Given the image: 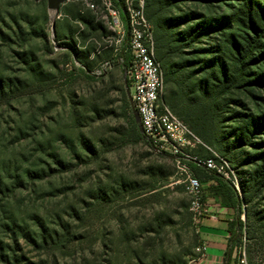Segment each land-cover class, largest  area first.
<instances>
[{
  "label": "rangeland",
  "instance_id": "obj_1",
  "mask_svg": "<svg viewBox=\"0 0 264 264\" xmlns=\"http://www.w3.org/2000/svg\"><path fill=\"white\" fill-rule=\"evenodd\" d=\"M213 4L220 14L229 10ZM118 19L113 25L102 0H0V264H180L195 252L198 229L174 158L142 141H122L123 65L95 72L123 51L127 29ZM213 42L203 38L183 57L196 60L191 49ZM154 49L156 56L155 36ZM254 70L258 75L264 65ZM256 75L238 93L247 113L264 114V83L256 84ZM166 97L163 76L162 100L171 109ZM210 146L238 171L252 168ZM240 151L245 159L243 152L255 149ZM258 201L264 203V187ZM257 225L241 230L239 259L247 264H264Z\"/></svg>",
  "mask_w": 264,
  "mask_h": 264
},
{
  "label": "trees",
  "instance_id": "obj_2",
  "mask_svg": "<svg viewBox=\"0 0 264 264\" xmlns=\"http://www.w3.org/2000/svg\"><path fill=\"white\" fill-rule=\"evenodd\" d=\"M109 1L118 10L127 29L123 0ZM213 1L144 0L147 18L153 24L156 59L163 70L169 106L205 143L239 163L252 165L247 171H238L234 167L242 178L238 192L220 175L187 161L192 173L200 180L203 201L214 198L234 210L229 224L228 251L235 250L239 263L240 236L245 226L251 231V223L256 222V228H260L259 233L264 239V203L252 202L264 187V139L255 140L264 130V114L247 113L248 103L238 93L247 91L246 86L253 80L248 76L256 75L254 66L264 65V0H238L236 5L216 0L227 5L229 10H225L226 14H220L219 8L213 9ZM179 2L191 6L186 10L177 5ZM195 4L206 11L200 12ZM175 9L178 12H174ZM166 12H174V15L165 16ZM203 38L215 39V42L208 47L191 49L199 56L196 60L185 59V48L203 43ZM126 47L125 38L120 53L126 59L122 64L124 68L128 58ZM108 61L113 63L112 67L117 66L115 59ZM83 70L86 68H81ZM256 76V84L264 83L262 70ZM4 87L1 85V92ZM122 108L128 119V131L122 141L128 138L153 146L152 141L140 131L125 92ZM244 145L255 149L254 153L244 151L245 159L240 157V148ZM192 153L207 155L202 149L192 150ZM242 207L245 222L241 219Z\"/></svg>",
  "mask_w": 264,
  "mask_h": 264
},
{
  "label": "built area",
  "instance_id": "obj_3",
  "mask_svg": "<svg viewBox=\"0 0 264 264\" xmlns=\"http://www.w3.org/2000/svg\"><path fill=\"white\" fill-rule=\"evenodd\" d=\"M108 10L113 25H119V12L109 0H102ZM127 19V66L124 68L131 98L138 112L143 134L152 141L157 149L167 150L177 163L183 177L184 190L188 196V211L193 225L198 229L206 211L202 198L200 180L192 173L187 161H192L220 175L240 191L241 176L227 158L205 143L183 120L179 118L162 100V69L155 56L153 28L144 12V0H123ZM93 8V3H87ZM126 61L118 54L115 64ZM111 61H104L95 72L101 74L111 68ZM194 148L202 149L205 154L192 153ZM206 245L195 247V252L204 255ZM198 257L191 256L180 264H195ZM238 264H247L243 256Z\"/></svg>",
  "mask_w": 264,
  "mask_h": 264
},
{
  "label": "crops",
  "instance_id": "obj_4",
  "mask_svg": "<svg viewBox=\"0 0 264 264\" xmlns=\"http://www.w3.org/2000/svg\"><path fill=\"white\" fill-rule=\"evenodd\" d=\"M206 211L198 227L197 245L205 244L204 255L194 252L198 257L195 264H238L235 250L229 252V224L234 210L223 206L214 198L205 200ZM195 246V247H196Z\"/></svg>",
  "mask_w": 264,
  "mask_h": 264
},
{
  "label": "water",
  "instance_id": "obj_5",
  "mask_svg": "<svg viewBox=\"0 0 264 264\" xmlns=\"http://www.w3.org/2000/svg\"><path fill=\"white\" fill-rule=\"evenodd\" d=\"M65 1H68V0H50L51 4H58V3H61V2H65ZM124 75H125V72H124ZM125 78H126V76H125ZM126 92H127L128 99H129V102H130L131 107H132V111H133L134 117H135V119H136V121L138 123L140 131L143 133V128H142V125H141V122H140V118H139L137 110L135 109V107L133 105V101H132L128 86H126Z\"/></svg>",
  "mask_w": 264,
  "mask_h": 264
}]
</instances>
